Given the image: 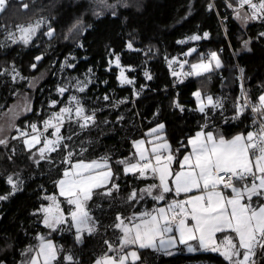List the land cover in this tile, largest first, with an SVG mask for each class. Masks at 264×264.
<instances>
[{
    "label": "snow or ice",
    "instance_id": "6c2138e0",
    "mask_svg": "<svg viewBox=\"0 0 264 264\" xmlns=\"http://www.w3.org/2000/svg\"><path fill=\"white\" fill-rule=\"evenodd\" d=\"M96 3L101 8L92 11L97 19L106 11L116 17L118 5L125 8L131 6L127 0H116V3L96 0ZM11 6L12 0H0V14L6 13ZM225 6L232 9L234 19L244 25L250 21L264 25V0H235V3L225 0ZM20 7L28 10L30 6L20 0ZM215 9V0H210L206 10L212 12ZM44 22L41 19L26 26L16 25L20 33L18 37L6 26L5 30L13 44L22 42L29 45ZM47 23L48 30L44 35L52 39L56 29L50 21ZM91 27L82 16L77 17L64 39L71 40L73 35L79 37ZM210 37L208 31L202 35L197 32L177 43ZM256 39L264 40V31H260ZM252 43L251 38L243 40L242 50L252 52ZM76 46L84 48V43L77 39ZM126 49L143 51L134 46V38L128 40ZM105 51L109 57L106 70L111 71L113 65L119 69V84L132 86V95L138 99L147 85H140L137 89L135 79L127 74L136 69L123 65L121 54L110 46H106ZM151 51L149 46L145 55ZM194 52L196 49L190 48L184 56H191ZM43 59V55L36 56V63L30 65L31 69L36 70L37 64ZM76 59L75 56L66 57L61 67L75 68L76 64L70 61ZM165 60L170 68L178 62L175 58L169 61L165 57ZM179 63L183 69L189 62L184 60ZM222 67L219 54L211 51L207 58L201 56L198 62L189 64L188 72L177 73L173 69L172 75L201 77ZM237 67L241 95L236 98L231 117L224 116L226 108L222 97L214 99L212 95L197 89L192 93L196 108L191 111L201 114L199 130L185 136L174 146L165 123L158 121L160 110L157 109L153 114V120L157 121L155 125L150 126L141 138L131 139L133 151L130 155L116 160L110 154L97 159L83 158L92 146L91 140L85 142L81 139L84 133H90L93 129L102 131L101 124L120 123L125 119L120 115L115 122L107 119L101 121L98 116L104 108L99 104L91 108L87 106L88 86L93 83L94 77L92 68L84 74V79L70 78L56 86L59 98L48 102L49 113L46 117L36 112V121H29L21 127L14 123L20 113L12 112L9 128H14L17 135L11 139L23 145L28 162L25 168L35 165L42 169L47 164L49 172H56L52 180L54 192L47 194L48 190L41 185L44 194L39 197L38 207L30 213L48 233H37L35 239L38 243H30L21 250L19 264H82L72 248L66 250L64 245H57L49 237L58 231L72 233L75 247L85 242V233L88 237L99 235L102 221L91 210V205L97 199L107 202L109 208L122 200L120 207H132V212L125 215L116 211L114 222L107 227L114 232L118 230V244L104 239L107 251L98 256L94 264H150L142 250H151L166 257H175L184 251L193 255L210 252L222 258L221 264H264V82L259 85L260 94L253 100L244 87L246 69ZM143 76L148 81L153 79L148 69H144ZM0 77H10L13 83L18 79H26L14 62L0 70ZM29 86H32L31 83ZM102 99L113 108L132 102L128 97L113 98L108 94ZM172 107L181 113L186 111L178 98L172 101ZM22 112H32V108L24 105ZM249 112L251 125H245V129L251 130H242L229 136L214 126L217 114L225 124H229L243 123ZM152 123L149 121V125ZM4 131L0 127V133ZM9 143V139L0 137V145L4 148L7 149ZM15 155L16 148L13 147L6 159L16 164ZM57 156L61 157L59 162ZM22 172L23 169L6 176L10 191L0 195V201H7L17 192L23 191ZM122 176H131L145 186L122 188ZM122 192L126 195L122 196ZM148 199L156 206L143 211L135 209V205ZM97 207L102 210L103 203ZM12 246L10 243L7 245L8 248ZM0 264H6V261L0 259Z\"/></svg>",
    "mask_w": 264,
    "mask_h": 264
},
{
    "label": "trees",
    "instance_id": "16d2710c",
    "mask_svg": "<svg viewBox=\"0 0 264 264\" xmlns=\"http://www.w3.org/2000/svg\"><path fill=\"white\" fill-rule=\"evenodd\" d=\"M23 2L29 4L28 10L20 7V0H12V6L8 11L0 14V70L14 62L26 77L18 83H13L10 77H0V116L17 102L19 95L29 93L33 100L32 112L21 117L16 124L22 127L29 121L35 122L36 112H41L46 117L49 111L48 102L53 98L58 99L54 93L56 86L69 78L84 79V74L92 68L94 77L93 83L88 87L87 106L91 108L99 104L104 108L98 116L101 121L107 119L115 122L120 115L125 119L120 123L101 124L102 131L93 129L90 133H84L81 139L85 142L92 141L89 151L84 154L85 159H97L110 154L113 160H116L130 155L133 151L131 139L141 138L150 126L155 125L157 121L153 120V114L157 109L160 110L158 121L165 123L171 143L177 145L185 136L199 130V124L202 122L201 114L191 111L196 108L192 93L197 89L212 95L214 99L222 97L226 108L224 116L231 117L236 98L241 95L237 66L246 69L247 79L244 81V87L249 91L252 99L255 100L261 92L259 85L264 82V40H257L256 36L260 31H264V25L256 21L243 29L234 19L232 9L225 6V0H215L216 9L212 12L206 10L210 0H127L131 6L125 8L118 5L116 17H113L110 11H106L99 19L92 14L94 8L101 10L97 7L96 0H23ZM109 2L116 3V0ZM190 8L191 15H189ZM81 16L85 23L91 24L92 27L83 35L79 37L73 35L71 40L66 41L64 35L68 28L77 17ZM41 19L45 22L29 45H24L22 42L13 44L8 39L5 26L18 37L16 25L26 26ZM48 21L56 29L52 39L44 35L48 30ZM204 31L210 32V39L177 43L197 32L202 35ZM131 38H134V46L143 51L132 52L126 49V44ZM249 38L253 41L252 52L242 50V41ZM77 39L84 43V48L76 46ZM106 46L121 54L123 65H130L136 69L128 75L135 79L137 89L140 85H147L138 99L132 95V86L119 84L117 68L106 70L109 59L105 51ZM149 46L152 51L146 56L145 52L148 51ZM190 48H195L196 52L185 57L184 53ZM211 51H216L220 55L223 69L203 78L196 79L182 75L174 77L172 67L170 68L168 61L165 60V57H168L169 61L173 58L176 61L187 60L189 62L187 67L181 72L184 73L190 70L189 64L198 62L201 56L207 58ZM38 55H43L44 59L37 64L36 70H32L30 65L36 63L35 57ZM70 56L77 58L76 61H70L75 63L76 67L62 68L65 58ZM144 69H148L153 75L151 81L144 78ZM44 73L47 76L45 81L35 90H30L29 81L39 78ZM105 94L113 98L128 97L132 102L113 108L103 101L102 97ZM97 97L100 98L99 101L96 100ZM177 98L186 109L184 113L172 107V101ZM66 99L67 95L65 101ZM246 116L243 123L225 124L217 114L214 126L229 136L242 130H251V128L245 129V125H250L251 118L249 113H246ZM149 121H153L152 125H149ZM15 135L17 133L14 130L9 137L10 143L7 149L0 145V195L10 191V186L6 183L8 174L23 169L20 178L24 181L23 191L17 192L7 201H0V217H2L0 259H4L6 264H19L22 259L21 250L30 243H38L35 239L36 234L47 235L48 230L43 228L30 213L38 207L39 197L44 194L41 185L48 190L47 194L54 192L52 180L56 176L55 170L49 172L47 164H44L42 169L36 168L35 165L25 168L28 162L23 145L11 139ZM13 147L16 148L14 157L16 164L6 159L11 155ZM56 159L59 162L61 157L57 156ZM120 183L122 188L145 186L143 182L136 181L131 176H122ZM121 195L124 196L126 193L122 192ZM101 203H103L102 210L97 207ZM122 203L121 200L109 208L107 202L97 199L91 205L93 214L101 219L102 226L99 235L92 237L85 235V242L82 245L73 247V235L69 232L58 231L52 233L49 238L57 245H64L66 250L72 248L82 264H94V260L107 251V246L103 244L104 239L114 244L118 242V230L114 232L112 228L107 227L114 222L116 211H121L125 215H130L132 212V207L127 205L120 207ZM148 205L152 206L153 203L148 201ZM140 208V205L135 206L137 211H140ZM9 243L13 245L11 248L7 247ZM142 251L150 264H221L222 260L214 253L196 255L182 253L175 257H166L151 250Z\"/></svg>",
    "mask_w": 264,
    "mask_h": 264
},
{
    "label": "rangeland",
    "instance_id": "374dc122",
    "mask_svg": "<svg viewBox=\"0 0 264 264\" xmlns=\"http://www.w3.org/2000/svg\"><path fill=\"white\" fill-rule=\"evenodd\" d=\"M20 33L18 32V35ZM178 62L176 63H173L172 64V70L174 69L177 73H181L183 72L182 71V68L180 67V63L179 62H183L182 60H177ZM187 64H185L184 66H186ZM113 67H115L113 65ZM116 68V67H115ZM184 68V67H183ZM119 70V69H118ZM129 74V73H127ZM46 74H42V76H40L39 78H35L33 80H30L29 83H28V87L30 90H35L37 87L40 86V84L45 81L46 79ZM70 79V78H69ZM68 80V79H67ZM66 80V81H67ZM20 81V79H18L15 83H18ZM31 83V87L29 86ZM64 83V81H63ZM62 83V84H63ZM91 84H89L90 86ZM88 86V87H89ZM126 86V85H124ZM55 95H56V90H55ZM67 95V94H65ZM57 96V95H56ZM58 97V96H57ZM59 98V97H58ZM224 102V101H223ZM32 104H33V100H32V96L28 93H24V94H21L19 95V97L17 98V102L10 108L12 111H6L4 112L3 114H1L0 116V127H3L5 129V131L3 133H0V137H3V138H7L9 139L10 135L12 134V132L15 130L14 128H9V123L12 122V112H18L20 113L19 114V118L17 120H19L21 117H24L25 115H28L29 113L31 112H28V113H23L22 112V109H23V106L24 105H27L28 107L32 108ZM49 111L47 112V115H48ZM14 121V123L17 122ZM148 201H151L150 199L146 200L145 202H142L141 204H138V205H135L136 207L140 205V211H143L144 209H151L155 204H153L152 207H150L148 205ZM74 231V230H73ZM85 235H87V233H85Z\"/></svg>",
    "mask_w": 264,
    "mask_h": 264
},
{
    "label": "crops",
    "instance_id": "0c3cea01",
    "mask_svg": "<svg viewBox=\"0 0 264 264\" xmlns=\"http://www.w3.org/2000/svg\"><path fill=\"white\" fill-rule=\"evenodd\" d=\"M236 20V19H235ZM237 21V23L243 28V29H246L248 26H250L253 22H256V21H250L247 25H244V24H242L240 21H238V20H236ZM246 51V50H245ZM246 52H248V51H246ZM220 56V55H219ZM221 59V58H220ZM222 61V60H221ZM223 63V62H222ZM223 69V67L222 68H220V69H215L214 71H212V72H210V73H205L204 75H202L201 77H194V78H203V77H207V76H209V75H213V74H216V73H218V72H220L221 70ZM151 200V199H150ZM153 204H154V202L153 201H151ZM153 206V205H152ZM152 206H150V207H152ZM154 206H156V205H154ZM117 244H118V242H117ZM203 253H210V252H200V253H197V254H203ZM180 254H182V253H180ZM183 254H185V255H193V254H189V253H187L186 251H184L183 252ZM215 254V253H214ZM162 255V254H161ZM196 255V254H195Z\"/></svg>",
    "mask_w": 264,
    "mask_h": 264
},
{
    "label": "built area",
    "instance_id": "2783aa9c",
    "mask_svg": "<svg viewBox=\"0 0 264 264\" xmlns=\"http://www.w3.org/2000/svg\"><path fill=\"white\" fill-rule=\"evenodd\" d=\"M221 23H223V20H221ZM184 67H187V65L184 66ZM249 113H250V112H249ZM250 117H251V114H250ZM250 125H251V118H250Z\"/></svg>",
    "mask_w": 264,
    "mask_h": 264
},
{
    "label": "bare ground",
    "instance_id": "6f19581e",
    "mask_svg": "<svg viewBox=\"0 0 264 264\" xmlns=\"http://www.w3.org/2000/svg\"><path fill=\"white\" fill-rule=\"evenodd\" d=\"M176 93V92H175ZM241 103H243V101L241 102ZM250 114V113H249Z\"/></svg>",
    "mask_w": 264,
    "mask_h": 264
}]
</instances>
